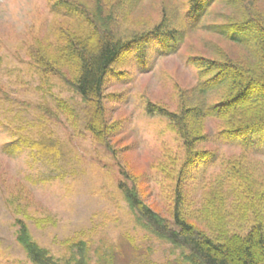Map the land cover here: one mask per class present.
<instances>
[{
	"label": "rangeland",
	"instance_id": "1",
	"mask_svg": "<svg viewBox=\"0 0 264 264\" xmlns=\"http://www.w3.org/2000/svg\"><path fill=\"white\" fill-rule=\"evenodd\" d=\"M188 1L144 0L129 16L136 27L129 23L128 28L149 29L165 13L179 24ZM245 1L264 10V0ZM225 2H214L204 24L221 22L220 13L228 12ZM52 21L48 0H0V100L4 102V106L0 104V264H31L15 240L14 220L21 219L23 213L14 208L16 200L9 205L10 196L19 199L21 212L25 207L32 239L57 260H78V253L87 252L88 264H187L184 251L155 239L136 224L118 187L126 184L135 188L140 198L168 219L173 183L158 165L179 156L183 149L167 120L148 116L145 106L149 102L175 111L178 91L190 90L198 81L196 69L188 63L190 57L212 59L220 54L246 63L248 47L198 29L188 32L174 54L162 56L156 43H151L144 67L133 52H128L105 84L106 119L119 122L120 127L113 149L95 143L80 120L68 122L60 115L59 120L44 122L45 130L60 140L65 152L64 161L52 166L31 157L27 149L14 157L2 152L24 120L42 116L36 107L44 106L45 101L51 107L58 108L64 102L79 108V97L56 77L44 76L28 57V49L47 34ZM206 130L208 140L199 150L208 153L209 160L191 168L184 181L186 211L202 228L207 225L216 233L234 229L236 223L242 230L248 227L250 217L248 214L246 221L240 220L248 211L245 204H240L239 210L224 212L228 223H202L201 210L213 178L224 170V161L237 159L242 153L235 140L219 136L217 121L207 120ZM249 155L245 161L248 170L256 168V176L261 178L264 153L252 150Z\"/></svg>",
	"mask_w": 264,
	"mask_h": 264
},
{
	"label": "trees",
	"instance_id": "2",
	"mask_svg": "<svg viewBox=\"0 0 264 264\" xmlns=\"http://www.w3.org/2000/svg\"><path fill=\"white\" fill-rule=\"evenodd\" d=\"M142 1L53 0L49 3L48 0L53 21L47 34L28 49V57L44 76L56 77L71 89L79 97V108L64 102L58 108L51 107L45 101L44 106L36 107L42 116L24 120L12 134V143L5 145L2 152L14 157L27 149L31 157L52 166L58 160L64 161L60 140L44 128L46 120H59L60 115L68 122L80 120L84 132L95 143L113 149V139L120 127L119 122L110 123L106 119L105 84L113 68L130 51L144 67L151 43H156L162 56L174 54L188 32L198 29L246 46L249 49L246 63L220 54L212 59L190 57L188 63L196 69L198 81L190 90L178 91L175 111L149 102L145 106L148 116L167 120L183 149L179 156L170 158L169 162L163 159L158 165L168 182L173 183L168 210L171 223L140 198L135 188L126 184L118 188L136 224L155 239L184 251L187 264H264V174L257 177L256 168L248 170L245 162L252 150L264 153V10L251 7L255 5L245 0H225L228 12L220 13L221 22L206 25L204 20L216 0H189L179 24L165 13L149 29L130 30L129 23L134 24L129 16ZM0 104L4 106L1 100ZM22 110L26 115V108ZM207 120L217 121L219 136L235 140L242 153L237 159L224 161V170L213 178V185L205 192L202 223H228L224 212L239 210L240 204H245L248 211L240 220L246 221L248 214L250 217L248 227L242 230L235 227L236 223L234 229L216 233L207 225L202 228L186 211L184 181L191 168L209 160V154L199 150L208 140ZM15 200L17 213H23L21 219L14 220L15 240L31 264H88L87 252L78 253V260L71 257L57 260L40 247L25 222V207L21 212L19 199L12 196L9 205L13 206Z\"/></svg>",
	"mask_w": 264,
	"mask_h": 264
}]
</instances>
